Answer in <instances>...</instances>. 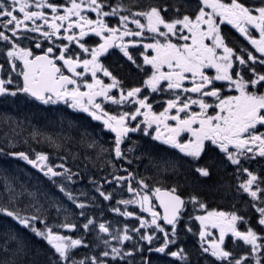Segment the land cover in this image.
Wrapping results in <instances>:
<instances>
[{
	"label": "snow or ice",
	"instance_id": "6c2138e0",
	"mask_svg": "<svg viewBox=\"0 0 264 264\" xmlns=\"http://www.w3.org/2000/svg\"><path fill=\"white\" fill-rule=\"evenodd\" d=\"M0 106V264H264V0H0Z\"/></svg>",
	"mask_w": 264,
	"mask_h": 264
},
{
	"label": "rangeland",
	"instance_id": "374dc122",
	"mask_svg": "<svg viewBox=\"0 0 264 264\" xmlns=\"http://www.w3.org/2000/svg\"><path fill=\"white\" fill-rule=\"evenodd\" d=\"M31 111L37 112L35 117L31 116ZM24 114L25 113H16L9 107L0 106V142L3 141L5 134H8L9 136L12 135L11 125H9L7 122L4 121V115L13 116V117L19 115L22 118ZM28 114H29V117L31 119L32 125L35 127H38L42 132L49 133V132L59 131V127L56 125L50 124L48 120H45L43 118L42 114H40L38 110H30V112ZM16 131H17V133H20L19 128H17ZM30 131H31V128H29L27 125H25L24 132L21 133L18 137L20 144H23V140L25 139V137H27L28 132H30ZM31 144L33 145V147L35 148L36 151H45L44 148H38L34 142H32ZM2 161H3V159L0 157V181L2 183V184H0V191H3L4 184H5L6 180L9 182L15 183L16 180L18 179L19 175H20V173L18 172L19 166L17 167L18 170L17 169H9L8 167L5 166L7 168L6 169V168H4V164ZM43 185L46 186V184H43ZM226 210H228V208ZM197 225H198V222H197ZM189 237H190V239L186 240L188 246L192 245L193 240L195 239V238L191 237L190 235H189Z\"/></svg>",
	"mask_w": 264,
	"mask_h": 264
},
{
	"label": "flooded vegetation",
	"instance_id": "af4514ba",
	"mask_svg": "<svg viewBox=\"0 0 264 264\" xmlns=\"http://www.w3.org/2000/svg\"><path fill=\"white\" fill-rule=\"evenodd\" d=\"M231 27V26H229ZM232 34L233 36L235 37H238L239 39L242 40V37H239V33H237L235 30H232ZM157 99H161V97H157ZM94 123H98V122H94ZM103 139L104 140H109L110 139V136H103ZM35 145L38 147V148H44L45 151H49L50 149L45 146V145H38L35 143ZM27 147H33V145L30 143L29 145H25V144H20L18 145L17 147V150H25ZM13 162L15 163H18V164H21L25 167V170L22 171V173H25L24 175H21L18 177V179L16 180V184H19V183H25V184H35L37 182H40L41 184H47L46 180L37 172V170L33 169L30 165H27L26 162L24 161H21V160H12ZM147 164V161L144 162V164H141L140 165V169H141V172H144V169H145V166ZM26 173H28V175H26ZM100 175H103V173H99ZM78 188H83L84 185H77ZM211 207H217L216 204H212ZM223 207V210H226L228 207H227V204H223L222 205ZM107 219H111L113 221L114 224L120 222L122 220V218H117V217H114V216H111V215H107L106 216ZM197 227V225L194 226V229ZM187 239H190V237L188 236ZM191 247V245L189 246Z\"/></svg>",
	"mask_w": 264,
	"mask_h": 264
},
{
	"label": "trees",
	"instance_id": "16d2710c",
	"mask_svg": "<svg viewBox=\"0 0 264 264\" xmlns=\"http://www.w3.org/2000/svg\"><path fill=\"white\" fill-rule=\"evenodd\" d=\"M4 166L8 167L9 169H14V166H13V165L5 164ZM6 167H4V168H6ZM6 169H7V168H6ZM0 184H2V183L0 182Z\"/></svg>",
	"mask_w": 264,
	"mask_h": 264
}]
</instances>
